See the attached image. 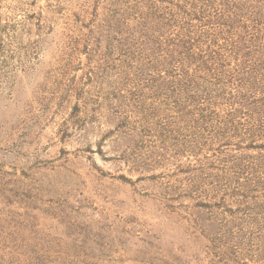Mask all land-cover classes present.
Instances as JSON below:
<instances>
[{"label": "rangeland", "instance_id": "obj_1", "mask_svg": "<svg viewBox=\"0 0 264 264\" xmlns=\"http://www.w3.org/2000/svg\"><path fill=\"white\" fill-rule=\"evenodd\" d=\"M0 264H264V0H0Z\"/></svg>", "mask_w": 264, "mask_h": 264}, {"label": "trees", "instance_id": "obj_2", "mask_svg": "<svg viewBox=\"0 0 264 264\" xmlns=\"http://www.w3.org/2000/svg\"><path fill=\"white\" fill-rule=\"evenodd\" d=\"M91 232L93 231V230H90Z\"/></svg>", "mask_w": 264, "mask_h": 264}]
</instances>
